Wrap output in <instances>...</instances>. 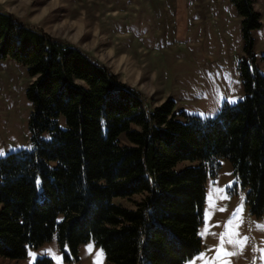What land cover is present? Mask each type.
<instances>
[{
	"label": "trees",
	"instance_id": "1",
	"mask_svg": "<svg viewBox=\"0 0 264 264\" xmlns=\"http://www.w3.org/2000/svg\"><path fill=\"white\" fill-rule=\"evenodd\" d=\"M229 1L252 56L257 0ZM6 58L31 78L32 148L0 159V256L23 258L56 233L73 255L93 239L105 264H184L201 251L207 175L221 158L249 188L252 213L263 214L264 76L250 58L239 66L244 98L206 119L177 113L171 98L149 109L108 66L0 11ZM135 196L133 206L113 201Z\"/></svg>",
	"mask_w": 264,
	"mask_h": 264
},
{
	"label": "rangeland",
	"instance_id": "2",
	"mask_svg": "<svg viewBox=\"0 0 264 264\" xmlns=\"http://www.w3.org/2000/svg\"><path fill=\"white\" fill-rule=\"evenodd\" d=\"M256 9L261 26L253 32L248 56L242 18L229 0H0V11L108 66L144 96L149 109L171 98L177 113L201 119L216 118L224 105L244 98L239 72L244 58L264 76V0H257ZM30 82L27 67L0 59V159L32 148ZM120 140L128 143L125 136ZM219 163L216 173L207 175L201 251L184 264H264V212L252 213L249 188L238 180L231 161ZM138 199L113 201L128 207ZM62 219L60 214L57 221ZM45 256L53 264L106 263L93 239L73 255L55 233L50 241L29 246L23 258L0 256V264H35Z\"/></svg>",
	"mask_w": 264,
	"mask_h": 264
}]
</instances>
